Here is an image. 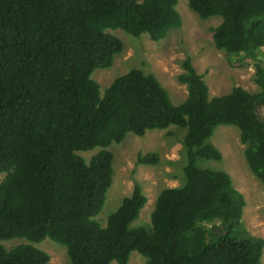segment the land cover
Segmentation results:
<instances>
[{
	"label": "trees",
	"instance_id": "1",
	"mask_svg": "<svg viewBox=\"0 0 264 264\" xmlns=\"http://www.w3.org/2000/svg\"><path fill=\"white\" fill-rule=\"evenodd\" d=\"M178 0H0V264H48L32 244L6 250L2 242L49 239L66 248L71 264H262L264 240L207 242L199 224L241 219L245 201L223 171L198 159L221 161L208 140L219 126H235L252 174L264 184V68L259 93L241 87L209 99L190 58L179 81L188 88L172 104L157 79L140 70L117 78L100 95L96 69L113 65L123 49L110 30L152 41L182 24ZM201 19L221 17L216 49L233 55L264 48V0H188ZM171 126L186 129L185 184L161 191L148 234L133 227L147 197L140 186L122 200L102 228L96 221L113 180L106 150L129 133L141 137ZM102 148L87 162L80 153ZM155 165L158 155H139Z\"/></svg>",
	"mask_w": 264,
	"mask_h": 264
},
{
	"label": "rangeland",
	"instance_id": "2",
	"mask_svg": "<svg viewBox=\"0 0 264 264\" xmlns=\"http://www.w3.org/2000/svg\"><path fill=\"white\" fill-rule=\"evenodd\" d=\"M176 10L182 20L181 26L171 29L158 42L152 41L148 34L134 37L120 29L108 31L122 41L124 49L116 55L111 67L96 69L92 74V79L100 86L101 96L115 79L131 70H140L154 76L172 104L180 105L188 97L187 86L178 78L184 72L182 63L187 58L191 59L197 73L208 86L209 99L226 96L235 87H241L250 94L260 92L261 88L256 84L255 67L259 65L264 68V48L238 56L218 50L213 44L212 35L213 30L221 24V17L201 19L190 9L188 0H178ZM260 115L264 118V106L260 107ZM185 135L186 129L175 126L147 131L141 137L129 133L122 143L112 144L106 149L113 155V180L106 194L104 208L95 218L102 228L106 227L108 216L117 210L122 200L132 195L135 186H140L148 201L132 226L151 234V216L161 191L180 188L185 184ZM208 143L222 154V160L198 159L197 165L201 169L227 173L235 189L243 195L245 206L238 221L224 223L215 219L200 223L207 231V242H216L224 236L233 240H264V184L249 169L239 129L235 126H219ZM100 150L102 148H95L80 155L89 162ZM150 153L158 155V162L155 165L139 164L138 156ZM4 177L5 174H0V182ZM2 244L6 250L32 244L49 255L48 264H71L66 248L49 239L40 243L14 239ZM146 262L144 256L133 252L128 264ZM261 262L264 264V249Z\"/></svg>",
	"mask_w": 264,
	"mask_h": 264
}]
</instances>
